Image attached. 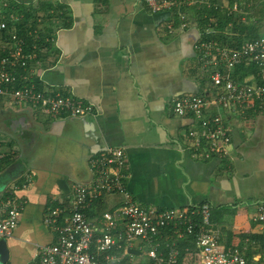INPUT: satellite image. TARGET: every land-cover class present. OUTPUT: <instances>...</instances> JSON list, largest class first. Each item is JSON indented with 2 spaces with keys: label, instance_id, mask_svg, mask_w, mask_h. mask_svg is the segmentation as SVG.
<instances>
[{
  "label": "crops",
  "instance_id": "1",
  "mask_svg": "<svg viewBox=\"0 0 264 264\" xmlns=\"http://www.w3.org/2000/svg\"><path fill=\"white\" fill-rule=\"evenodd\" d=\"M217 1L236 3L237 10L221 13L215 35L233 45L264 35V0ZM0 3L18 17L17 30L38 33L30 46L29 79L93 107L83 117L51 118L0 98V149L6 153L0 201L14 195L23 205L5 239L8 259L0 264H27L55 241L45 217L54 207H69L73 184L92 176L90 159L115 147L125 151L123 182L136 203L182 208L208 201L220 243L243 249L249 262L262 264L264 233L252 218L264 198V112L228 113V156L197 159L186 137L194 119L171 111L172 96L212 89L196 59L199 26L169 30V22L177 25L176 16L152 11L146 0ZM6 39L1 33L0 41ZM242 71L237 67L233 75ZM120 200L118 194L106 195L91 213Z\"/></svg>",
  "mask_w": 264,
  "mask_h": 264
},
{
  "label": "built area",
  "instance_id": "2",
  "mask_svg": "<svg viewBox=\"0 0 264 264\" xmlns=\"http://www.w3.org/2000/svg\"><path fill=\"white\" fill-rule=\"evenodd\" d=\"M146 2L152 11L165 10L176 16L177 25L169 22V30L175 26L180 30L200 27L194 49L199 69L208 73L212 89L208 93L172 96L171 111L194 119L186 137L195 158L228 156L231 134L226 115L250 109L264 112V35L239 45L215 37L218 17L206 11L231 15L237 10L236 3L224 6L217 0ZM7 7V3H0V34L7 37L0 41V98L7 97L12 104H23L51 118L92 113L91 104L42 88L29 79L32 71L28 59L32 54L24 50L26 38L14 24L18 17L7 12ZM195 10L203 11L202 22L191 16L189 11ZM27 35L38 37L34 29H29ZM242 64L253 65L254 72L238 80L233 73ZM5 156L0 149V165ZM126 161L120 147L107 148L99 157L90 159L92 176L73 184L69 207H54L44 219L45 225L54 229L55 241L40 247L27 264H254L243 249L220 243V230L214 226L208 201L182 208L136 203L123 182ZM29 176H25L26 183ZM114 194L121 196L117 205L91 213L95 201ZM22 206L14 195L0 201V239L12 235ZM252 220L264 233V198L257 203ZM130 248L139 251L137 261L131 258L134 254L128 251Z\"/></svg>",
  "mask_w": 264,
  "mask_h": 264
},
{
  "label": "trees",
  "instance_id": "3",
  "mask_svg": "<svg viewBox=\"0 0 264 264\" xmlns=\"http://www.w3.org/2000/svg\"><path fill=\"white\" fill-rule=\"evenodd\" d=\"M6 11L8 12V10L6 9ZM206 11V10H204ZM203 11H200V10H195V15L197 16V21L199 20L200 21V15L202 14ZM208 14L210 15H216L220 21V23H222L223 21V17H221V13H218V12H214V11H206ZM221 25V24H220ZM32 30V29H31ZM18 31L20 33V35L24 36L26 38V41H25V45H24V50L26 52H30V46L31 44H33V42L35 41L34 39V36H30V35H27V29L25 28H22L20 26H18ZM219 41H222V42H226V39H223L221 38V35H216L215 36ZM240 67V69H243V71L241 72V74L236 77L234 76L236 79L238 80H242L244 78V75H246L248 72L252 73L254 72V66L253 65H240L238 66Z\"/></svg>",
  "mask_w": 264,
  "mask_h": 264
},
{
  "label": "water",
  "instance_id": "4",
  "mask_svg": "<svg viewBox=\"0 0 264 264\" xmlns=\"http://www.w3.org/2000/svg\"><path fill=\"white\" fill-rule=\"evenodd\" d=\"M128 251L133 254L139 253L138 250L133 249V248H130ZM8 256H9V251L6 245V240L5 238H2L0 239V263L6 262L8 259Z\"/></svg>",
  "mask_w": 264,
  "mask_h": 264
},
{
  "label": "rangeland",
  "instance_id": "5",
  "mask_svg": "<svg viewBox=\"0 0 264 264\" xmlns=\"http://www.w3.org/2000/svg\"><path fill=\"white\" fill-rule=\"evenodd\" d=\"M0 101H1V100H0ZM145 250H146V247L144 246V247H143V251H142L143 255H145ZM131 258H132L134 261H137V260H138V256H137V255H132Z\"/></svg>",
  "mask_w": 264,
  "mask_h": 264
}]
</instances>
